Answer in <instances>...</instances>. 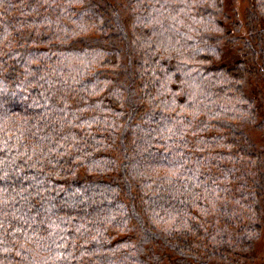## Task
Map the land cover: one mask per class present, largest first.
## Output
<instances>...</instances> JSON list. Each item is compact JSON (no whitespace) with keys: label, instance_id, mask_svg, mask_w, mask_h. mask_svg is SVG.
Instances as JSON below:
<instances>
[{"label":"trees","instance_id":"16d2710c","mask_svg":"<svg viewBox=\"0 0 264 264\" xmlns=\"http://www.w3.org/2000/svg\"><path fill=\"white\" fill-rule=\"evenodd\" d=\"M248 2L243 26L224 0H0V264L251 258L264 0Z\"/></svg>","mask_w":264,"mask_h":264},{"label":"rangeland","instance_id":"374dc122","mask_svg":"<svg viewBox=\"0 0 264 264\" xmlns=\"http://www.w3.org/2000/svg\"><path fill=\"white\" fill-rule=\"evenodd\" d=\"M224 8L230 13V18H238L239 21L245 26V12L249 8L248 0H224ZM222 51L223 62L231 63L235 58L234 50L231 51V48L225 47ZM264 95V94H263ZM257 144L262 143V135L257 131H251ZM261 234V238L258 239L254 244V252L251 255L249 260L239 261L237 264H264V230Z\"/></svg>","mask_w":264,"mask_h":264}]
</instances>
